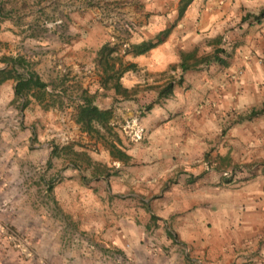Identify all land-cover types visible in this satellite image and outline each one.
I'll return each mask as SVG.
<instances>
[{
  "label": "crops",
  "instance_id": "obj_1",
  "mask_svg": "<svg viewBox=\"0 0 264 264\" xmlns=\"http://www.w3.org/2000/svg\"><path fill=\"white\" fill-rule=\"evenodd\" d=\"M180 2L142 1L125 41H161L117 51L135 65L121 78L129 96L102 83L108 30L94 12L77 10L65 38L49 32L29 55L0 53V68L22 55L48 85L20 111L15 80L0 82V163L18 182L39 170L26 198L45 218L31 229L53 264H102L107 253L111 264H264V112L249 117L264 104V0H192L182 15ZM85 93L113 110L104 138L76 121Z\"/></svg>",
  "mask_w": 264,
  "mask_h": 264
},
{
  "label": "rangeland",
  "instance_id": "obj_2",
  "mask_svg": "<svg viewBox=\"0 0 264 264\" xmlns=\"http://www.w3.org/2000/svg\"><path fill=\"white\" fill-rule=\"evenodd\" d=\"M142 1L144 0H0L2 15H5L0 23V33L15 35L14 40L9 43L8 40H0V53L8 51L14 45L17 53L29 55L33 51L31 43L49 32H55L59 39L65 38L68 32L66 25H69L68 22L77 10L83 14H97L96 18L108 30L106 41L117 51L126 49L129 42L125 40L138 31V21L144 16ZM129 12L140 16L132 18L128 16ZM15 116L14 128L11 127L13 132L23 124V114L18 112ZM28 170L32 173L23 170V177L20 179L22 182H18L19 177H15L11 167L0 163V264H53L52 258L47 256V249L38 246L35 241L42 233L31 229L33 225L36 227L38 219L45 218L38 215L36 202L26 198L32 188L33 176L38 173V169L36 173ZM44 222L45 220L42 221ZM110 254L107 253L102 264H111Z\"/></svg>",
  "mask_w": 264,
  "mask_h": 264
},
{
  "label": "trees",
  "instance_id": "obj_3",
  "mask_svg": "<svg viewBox=\"0 0 264 264\" xmlns=\"http://www.w3.org/2000/svg\"><path fill=\"white\" fill-rule=\"evenodd\" d=\"M192 0H181L179 14L182 15L186 7ZM3 14V7L0 4V23L5 15ZM161 39L157 42L154 41H143L140 43H133L128 46L127 52H131L135 55L143 54L155 47ZM117 50L112 47L110 42L105 43L98 51L99 63L103 69L102 83L108 86L114 87L117 93H121L124 96H129L128 89L123 87L121 78L129 68L134 67V64L125 66L122 58L116 55ZM2 61L6 63L5 68H0V82L7 79H14L15 84V96L16 100L19 101V109L23 111L29 104V95L33 94L36 99L43 100L47 89V83L44 82L39 74L32 69L31 63L28 59L22 55L19 56H4ZM210 61V58L207 59ZM178 81L174 76L168 80V82L160 90L159 96L168 95L175 83ZM84 102L79 105L76 121L79 123L84 131L90 134L97 135L98 137L104 138L102 135V129L107 133H111L112 125L111 120L113 119V110L100 108L95 104V95L85 93L83 95ZM145 108L148 110L151 105H146ZM264 112V104L261 109L255 110L250 114V118L258 116ZM113 145V144H112ZM118 153V152H117ZM237 166L232 167V175L226 177L227 182L231 181V178L237 171Z\"/></svg>",
  "mask_w": 264,
  "mask_h": 264
},
{
  "label": "built area",
  "instance_id": "obj_4",
  "mask_svg": "<svg viewBox=\"0 0 264 264\" xmlns=\"http://www.w3.org/2000/svg\"><path fill=\"white\" fill-rule=\"evenodd\" d=\"M134 124H136V129H135V131H133V137L136 139V140H139V139H141L142 138V134H143V131H144V129H143V127L142 126H140L138 123H132V122H126L125 123V125H124V129H126V130H132V126L134 125ZM224 176H226V177H230L231 175H232V171L230 170V171H225L224 173Z\"/></svg>",
  "mask_w": 264,
  "mask_h": 264
}]
</instances>
